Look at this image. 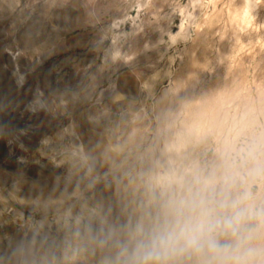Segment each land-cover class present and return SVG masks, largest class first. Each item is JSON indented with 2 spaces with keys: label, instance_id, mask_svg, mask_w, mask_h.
<instances>
[{
  "label": "rangeland",
  "instance_id": "1",
  "mask_svg": "<svg viewBox=\"0 0 264 264\" xmlns=\"http://www.w3.org/2000/svg\"><path fill=\"white\" fill-rule=\"evenodd\" d=\"M210 175L264 200V0H0V264H102Z\"/></svg>",
  "mask_w": 264,
  "mask_h": 264
},
{
  "label": "clouds",
  "instance_id": "2",
  "mask_svg": "<svg viewBox=\"0 0 264 264\" xmlns=\"http://www.w3.org/2000/svg\"><path fill=\"white\" fill-rule=\"evenodd\" d=\"M153 210L91 239L102 264H264V200L210 175L161 186Z\"/></svg>",
  "mask_w": 264,
  "mask_h": 264
},
{
  "label": "snow or ice",
  "instance_id": "3",
  "mask_svg": "<svg viewBox=\"0 0 264 264\" xmlns=\"http://www.w3.org/2000/svg\"><path fill=\"white\" fill-rule=\"evenodd\" d=\"M247 15H248V13H247V12H245V17H247Z\"/></svg>",
  "mask_w": 264,
  "mask_h": 264
}]
</instances>
